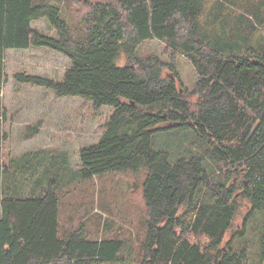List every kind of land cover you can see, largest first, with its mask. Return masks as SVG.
<instances>
[{"label": "trees", "instance_id": "1", "mask_svg": "<svg viewBox=\"0 0 264 264\" xmlns=\"http://www.w3.org/2000/svg\"><path fill=\"white\" fill-rule=\"evenodd\" d=\"M59 6L0 0V93L4 51L45 46L70 61L63 79L16 72V80L112 107L98 141L78 150L76 173L87 179L147 168L138 264H264V0H86L75 7L77 34ZM42 17L56 37L32 26ZM152 38L165 44L169 62L135 55ZM175 55L197 73L191 90L175 82ZM6 114L2 109L0 264H129L123 238L91 239L85 222L59 234L53 168L36 178L41 150L4 157ZM39 125L23 126L24 137ZM175 128L188 130L199 148L171 160L167 149L153 148L152 134ZM207 162L224 174L214 179ZM253 223H261L254 250L241 240Z\"/></svg>", "mask_w": 264, "mask_h": 264}, {"label": "rangeland", "instance_id": "2", "mask_svg": "<svg viewBox=\"0 0 264 264\" xmlns=\"http://www.w3.org/2000/svg\"><path fill=\"white\" fill-rule=\"evenodd\" d=\"M58 1L59 8L62 9L61 17L74 28L73 34L80 33L81 23L75 7L86 0ZM46 20V17L33 20L32 26L44 35L56 37L55 28ZM258 26L264 35V20ZM165 48V44L157 38L146 39L136 47L135 55L142 58L155 54L167 63L171 58L170 52ZM123 57L118 59L119 65L126 62ZM174 62L177 73L175 82L178 87L181 90H191L197 79L193 65L180 55H175ZM3 63L5 81L0 93V113L2 109L7 113L3 128L8 134L4 157H9L10 160L27 151L45 152L40 153L39 158L35 160L41 165L35 170V175L38 178L51 166L53 168L49 185L55 187L54 191L58 197L59 234L66 227L74 228L85 222L87 236L91 239L123 238L128 246L125 252L127 262L138 264L141 258L140 243L147 228L142 187L147 168L142 167L137 171H107L87 179L79 178L76 173L80 165L78 150L98 141L105 130L104 123L108 120L112 107L106 105L96 107L90 99L77 95L57 96L50 89L33 87L14 78V73L25 72L52 80H62L63 72L69 67L70 61L59 51L35 45L26 49L8 48L4 51ZM163 74L168 77L174 76L172 71L165 68ZM36 122L40 123L39 132L25 138L23 126ZM179 129L181 128L153 133V148L167 149L171 160L173 157L185 156L188 150L198 149L195 138H189V131H175ZM207 167L214 170V179L219 178V173L224 174L219 171L216 164L207 162ZM262 216L261 214L256 216L255 221L262 222ZM235 222H240V219ZM257 225L253 223L248 226L244 238L241 239L244 245L253 250L258 238L255 232L261 223ZM199 240L204 239L199 237Z\"/></svg>", "mask_w": 264, "mask_h": 264}]
</instances>
